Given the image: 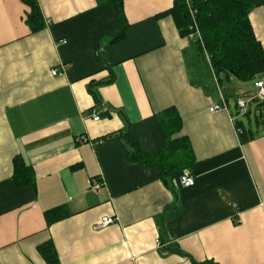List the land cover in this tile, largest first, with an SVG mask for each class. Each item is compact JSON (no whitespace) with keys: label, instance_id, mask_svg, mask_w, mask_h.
I'll return each instance as SVG.
<instances>
[{"label":"crops","instance_id":"0c3cea01","mask_svg":"<svg viewBox=\"0 0 264 264\" xmlns=\"http://www.w3.org/2000/svg\"><path fill=\"white\" fill-rule=\"evenodd\" d=\"M36 1L33 31L24 0H0V264H46L48 242L55 264H264V126L242 122L254 136L241 140L236 99L251 90L179 33L175 0H123L116 41L112 0ZM250 3L264 49V0ZM169 108L190 143L192 186L180 184L184 169L163 179L107 136L128 125L139 151L155 153ZM14 158L31 181H15ZM103 217L115 220L94 229Z\"/></svg>","mask_w":264,"mask_h":264},{"label":"trees","instance_id":"16d2710c","mask_svg":"<svg viewBox=\"0 0 264 264\" xmlns=\"http://www.w3.org/2000/svg\"><path fill=\"white\" fill-rule=\"evenodd\" d=\"M24 1L30 7L27 22L35 31L42 26L38 3L36 0ZM112 1L123 25L121 31L112 37V41H116L124 36L123 0ZM251 7L250 0H190L189 6L185 0H175L167 12L171 14L179 33L186 36L192 23L189 10L194 11V18L203 46L197 43L208 55V63L214 73L231 76L241 82H249L256 78H264V49L256 38L249 19ZM90 92L94 94L92 89ZM260 102L257 106L258 109L261 104H264V100ZM158 115V117L164 118L161 125L166 141L164 147L155 153L147 154L139 151L134 134L128 125L124 131L111 133L107 136L120 137L132 160L159 167L163 179H166L178 170L188 168L191 163L192 151L185 136H175L181 128V120L176 111L169 108ZM165 115L168 116L165 117ZM255 121L264 126V116L261 112L255 116ZM235 126L240 129L242 141L254 136L253 134L250 137L245 136V129L241 121H237ZM107 136L100 139H106ZM14 179L21 184L33 179L32 169L24 164L21 158H14ZM61 216L59 215V217ZM53 220L54 218L47 216V224ZM38 250L46 264L56 263L55 250L51 242L41 245ZM194 263L217 264L212 260Z\"/></svg>","mask_w":264,"mask_h":264},{"label":"built area","instance_id":"2783aa9c","mask_svg":"<svg viewBox=\"0 0 264 264\" xmlns=\"http://www.w3.org/2000/svg\"><path fill=\"white\" fill-rule=\"evenodd\" d=\"M185 2L187 3V5L189 6L190 4V0H185ZM190 11V15H191V18H192V23H191V26L189 27V31L188 33L186 34V37L190 40H194L195 42H200L202 43V38H201V35H200V32H199V29L197 27V24H196V21H195V18H194V11H192L191 9L189 10ZM208 58V57H207ZM64 70V68L62 67V71ZM53 75H55L57 73V70L54 69L52 70L51 72ZM255 87L257 88L256 92L254 94H250V95H247L245 97H241V98H238L236 99V105H237V108L238 109H242L243 112H245L246 109H248V104L250 101L252 100H261L263 101L264 100V80L263 79H257L254 83ZM226 108V102L223 100L222 98V101L220 103H217V104H213L209 107V110L210 111H217V110H220V109H225ZM92 118L94 120H98L99 119V115L96 111H93L92 112ZM78 140L79 141H84V140H87L86 137L83 135V136H80L78 137ZM179 181H180V184L183 185V186H192L194 184V177L193 175L190 173V171L188 169H184L182 171V173L180 174V177H179ZM103 186V182L100 181V180H97V179H91L90 180V188L93 189V190H99L101 187ZM114 218L113 217H103L95 226H94V229H101L103 227H105L106 225L114 222ZM155 243H156V246L157 247H161V242L158 238L155 239Z\"/></svg>","mask_w":264,"mask_h":264},{"label":"rangeland","instance_id":"374dc122","mask_svg":"<svg viewBox=\"0 0 264 264\" xmlns=\"http://www.w3.org/2000/svg\"><path fill=\"white\" fill-rule=\"evenodd\" d=\"M262 79L264 80V78H262ZM235 81L240 86H242L243 91L249 90V89L251 90L248 95L254 94L256 92V90H257V88L254 87L252 81H249V82H241V81H238V80H235ZM260 101L261 100H256V101L252 100V101H250L249 104H248V107H247V108H249V111H248L249 113L246 112L247 111V109H246L245 110V112H246L245 114L242 113V114L238 115V120L243 122L245 125H247L248 121L250 120L251 124L254 125L255 124V116L256 115H258L261 112L263 114V116H264V104L260 105V107H261L260 110L257 109L258 104L261 103ZM232 102L234 103V99L232 100ZM232 110H233L234 114L237 112L234 104L232 105Z\"/></svg>","mask_w":264,"mask_h":264},{"label":"water","instance_id":"95a60500","mask_svg":"<svg viewBox=\"0 0 264 264\" xmlns=\"http://www.w3.org/2000/svg\"><path fill=\"white\" fill-rule=\"evenodd\" d=\"M242 113H243L242 109H239V111L237 112V116L242 114Z\"/></svg>","mask_w":264,"mask_h":264}]
</instances>
